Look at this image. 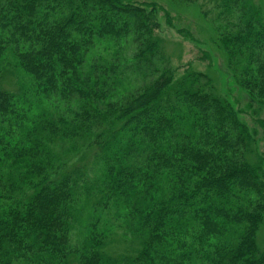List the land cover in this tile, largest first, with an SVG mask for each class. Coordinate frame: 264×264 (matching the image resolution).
<instances>
[{"label":"trees","instance_id":"obj_1","mask_svg":"<svg viewBox=\"0 0 264 264\" xmlns=\"http://www.w3.org/2000/svg\"><path fill=\"white\" fill-rule=\"evenodd\" d=\"M210 1L263 104L262 9ZM161 11L172 25L157 3L0 0V264H264L257 133L207 73L172 67Z\"/></svg>","mask_w":264,"mask_h":264},{"label":"rangeland","instance_id":"obj_2","mask_svg":"<svg viewBox=\"0 0 264 264\" xmlns=\"http://www.w3.org/2000/svg\"><path fill=\"white\" fill-rule=\"evenodd\" d=\"M132 3H157L163 7L172 18V25L167 21L164 12L159 13L161 30L159 31L160 44L171 60L173 68H191L195 71L207 73L214 81L217 91L227 97L241 110V118L252 130H255L256 149L264 160V103L251 99L233 80L226 65L223 50L216 43L217 17L216 4L213 1L200 0H129ZM264 14V0H255ZM190 32L192 39L180 33ZM13 74H7L6 87L17 90L21 85L23 75H20L13 66ZM23 82V80L21 81ZM121 237L110 246L111 251L123 252L126 245L121 243ZM258 244L264 251V225L258 233ZM128 246L127 249H129Z\"/></svg>","mask_w":264,"mask_h":264}]
</instances>
